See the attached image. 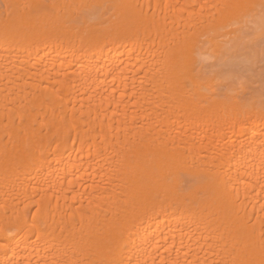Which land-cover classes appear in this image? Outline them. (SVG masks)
I'll list each match as a JSON object with an SVG mask.
<instances>
[{
  "label": "bare ground",
  "instance_id": "1",
  "mask_svg": "<svg viewBox=\"0 0 264 264\" xmlns=\"http://www.w3.org/2000/svg\"><path fill=\"white\" fill-rule=\"evenodd\" d=\"M0 264H264V0H0Z\"/></svg>",
  "mask_w": 264,
  "mask_h": 264
},
{
  "label": "rangeland",
  "instance_id": "2",
  "mask_svg": "<svg viewBox=\"0 0 264 264\" xmlns=\"http://www.w3.org/2000/svg\"><path fill=\"white\" fill-rule=\"evenodd\" d=\"M259 67V65H257ZM258 71V70H257ZM255 86V85H254Z\"/></svg>",
  "mask_w": 264,
  "mask_h": 264
}]
</instances>
